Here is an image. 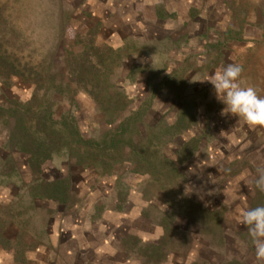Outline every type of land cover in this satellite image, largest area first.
Masks as SVG:
<instances>
[{
    "label": "rangeland",
    "instance_id": "374dc122",
    "mask_svg": "<svg viewBox=\"0 0 264 264\" xmlns=\"http://www.w3.org/2000/svg\"><path fill=\"white\" fill-rule=\"evenodd\" d=\"M256 52L264 0H0V103L59 134L32 171L0 119V246L64 264L86 232L93 264H264L240 222L264 206V126L221 115L204 81L236 63L254 87ZM50 181L64 196H36Z\"/></svg>",
    "mask_w": 264,
    "mask_h": 264
},
{
    "label": "clouds",
    "instance_id": "9594fccd",
    "mask_svg": "<svg viewBox=\"0 0 264 264\" xmlns=\"http://www.w3.org/2000/svg\"><path fill=\"white\" fill-rule=\"evenodd\" d=\"M242 72L241 65L227 63L204 81L213 86L215 98L224 105L221 115L242 119L249 127L264 126V96L253 86H242ZM258 171L255 187L264 192V169ZM240 222L249 230L257 257L264 259V206L243 211Z\"/></svg>",
    "mask_w": 264,
    "mask_h": 264
},
{
    "label": "trees",
    "instance_id": "16d2710c",
    "mask_svg": "<svg viewBox=\"0 0 264 264\" xmlns=\"http://www.w3.org/2000/svg\"><path fill=\"white\" fill-rule=\"evenodd\" d=\"M9 105H13V108H8ZM28 106V107H27ZM33 105L29 102H23L16 98L7 99V103L2 104L0 103V119L4 118H14L15 125L14 127L7 128V138L1 143L4 147L8 148V153L10 152H17L20 153L22 156L27 157V163L29 169L33 171L35 168H40V165L43 164L44 160L48 159L49 157V145H45L47 141L43 137V133L48 135V138H53V136L59 135L54 130L50 131L48 134V129L50 128L49 121L45 119L44 126L48 129H35L33 126V122L29 123L26 126L25 124V117L31 114V109ZM50 117V116H49ZM45 118V117H44ZM32 119V118H31ZM6 123H9L7 120ZM47 125V126H46ZM77 135L80 136V133L77 131ZM8 145V146H7ZM26 166V164L24 165ZM14 167L16 168V164L14 162ZM66 185L63 184L62 181L57 182H44L38 185V196L39 198H43L44 200L49 199H57L58 196H64V191H62V187ZM63 201V199H59ZM6 240L5 237L2 236L0 232V240Z\"/></svg>",
    "mask_w": 264,
    "mask_h": 264
},
{
    "label": "crops",
    "instance_id": "0c3cea01",
    "mask_svg": "<svg viewBox=\"0 0 264 264\" xmlns=\"http://www.w3.org/2000/svg\"><path fill=\"white\" fill-rule=\"evenodd\" d=\"M254 63H255L254 79L252 80L255 83L254 87L256 89L260 88L261 90H264V85H263L264 83V64L262 63L261 53L256 52ZM242 80H244L243 83H245L246 81L245 78H242ZM80 234L82 235H79L77 239L76 238L72 239L74 240L72 242L74 243L73 247L63 250L64 254L61 255V258L65 260V262H63L64 264H88V263L93 264L92 262L90 263V261H88L87 257L85 256L86 250L88 249V244H87L88 234L86 232H83V233L81 232ZM5 238L7 237L5 236ZM100 238L99 240L106 244V241H104V238L102 235ZM14 239L13 241H9V243L7 244V245L11 244L10 246H3V247L0 246V264H29V262L31 264H58L57 253L55 255L56 260L54 261V259H52V256L49 254V252H46L45 254H41L39 252L40 250L42 252L48 250V247H45V245L44 246L41 245L43 247L40 249H39V246L37 247L31 246L28 251L27 250L24 251L22 247V243H20V240L18 243L17 242L15 243L14 241L16 239L15 240ZM9 240L11 239L9 238ZM53 247L55 248L57 247V242L53 243ZM59 250L60 249L58 248L57 252ZM38 257H40L39 260H38Z\"/></svg>",
    "mask_w": 264,
    "mask_h": 264
}]
</instances>
